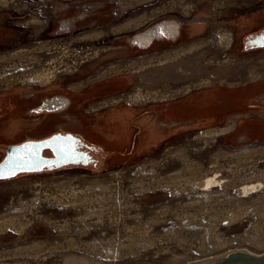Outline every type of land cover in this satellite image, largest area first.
<instances>
[{"label":"rangeland","instance_id":"1","mask_svg":"<svg viewBox=\"0 0 264 264\" xmlns=\"http://www.w3.org/2000/svg\"><path fill=\"white\" fill-rule=\"evenodd\" d=\"M69 1L0 0V159L7 145L70 130L105 105L131 125L141 123L130 120L137 107L181 98L189 106L153 119L160 134L152 152L110 165L104 158L98 171L44 169L0 180V264H190L232 249L264 250V136L239 129L245 115L264 117V106L212 107L216 97L231 101L235 88L264 84V55H240L232 30L235 7L264 0H115L129 7L120 17L105 12L113 0H75L99 6L60 14ZM167 11L203 14L200 33L181 26L186 41L159 51L132 41ZM66 16L75 18L72 28L55 33ZM144 16L126 31L113 27ZM53 96L74 104L36 108ZM205 178L210 186H198Z\"/></svg>","mask_w":264,"mask_h":264},{"label":"flooded vegetation","instance_id":"2","mask_svg":"<svg viewBox=\"0 0 264 264\" xmlns=\"http://www.w3.org/2000/svg\"><path fill=\"white\" fill-rule=\"evenodd\" d=\"M64 4L65 6H63L62 4L58 6V8L62 11L60 14H64V15H69L68 13L79 15L81 11L84 13H90L92 11L89 10V8H94V7L99 6L97 5L96 2H86V3L82 2L81 3V2H76L75 0H73L72 2L70 1L65 2ZM55 8H57V6ZM106 8L107 10H105V12H108L111 14L113 13L117 15L118 17L119 15L121 16V14L123 15V13H125L129 7L123 2L120 3V1L115 2V0H113L111 1L110 4L106 6ZM167 12L168 13L162 14L163 15L162 18L164 17L166 18L163 19L161 22H158V17H154L156 18L155 19L156 22L154 23L153 26L149 28L155 27L160 23H167L171 21L176 24V30H175L174 35H168V34L163 33L165 35L162 36L160 35L162 34V32L154 34L152 39L149 42V45L143 48H149V46L152 44V47H155L154 51H159L161 50L160 45H163L166 42L169 43V46H174V45L183 43L186 40H182V38H184L182 36L184 35H183V29L181 26L187 25V28L184 30L188 31V33L190 34L195 33V36L200 33L201 31L200 24L198 23L197 25L195 23L197 19L199 20L204 19L203 14H200V13L175 14L172 11H167ZM234 12L235 14L233 15V17L237 21L235 24V27L232 28V30L235 32V35H236L235 42H234V48L241 49V51L239 52L240 55H243L246 53L249 54L251 52H253L254 54L258 53L259 55H264L261 53V51L262 52L264 51V2H262L261 4H257V5H251L249 7L248 6L247 7L246 6L235 7L232 13ZM84 13H80V14L83 15ZM69 18L70 17L63 18V19L60 18L62 20H57L58 19L57 18L56 23H55L54 32L59 34V33H63L66 30H69L70 28H72L73 24L75 23V18L73 19L72 18L69 19ZM126 24L127 23L123 21L122 23H119L118 25H114L113 27L117 28V27L124 26ZM131 26H129V28L125 30H119V31H126L130 28L136 27L133 25ZM147 29H145L142 32L134 34L132 36V41L135 35L143 33ZM15 32H17L18 34H23V32L19 30H16ZM23 35L25 37V35L27 34H23ZM262 83L264 82H261L260 84ZM251 87L252 86H246L245 88H241V89L235 88L231 92L228 91L232 95V98H230L231 101L229 102H227L225 97H216V101L212 106V107H215L213 108V111L217 113H222V112L227 111L229 108H233V106L234 107L239 106L242 103H243L242 105H244L242 108H246V107H260L261 108L263 107L264 106V84L263 86H258L255 88H251ZM258 92H261V93L257 96L256 99H253L252 96ZM60 97L62 96H53L51 98L56 99ZM52 99H49V100H52ZM61 102H62L61 109H57V112L63 109L72 108L74 104V102L70 101L69 99L66 101L62 100ZM44 103L45 102L42 101L40 104L36 106V108L43 107ZM118 104L122 105L123 103H118ZM165 105L167 108L165 107ZM51 106L55 107V104ZM188 106H189V102H187L185 98H181V99L173 100L172 103L169 101L168 102L166 101L165 103H162V104H159L158 102H156L155 104L151 103L150 106L144 105L141 107H137V110H138L137 113L135 110H133V113L134 111L135 113L132 117H130V120H134V116H135L138 119L140 118L142 124L140 123L139 125V123H136L135 125H131L129 123H126L125 120H120V118H115L114 116H110L112 114L111 113L112 110L111 108H108L105 105V107L103 108L95 109V111L94 110L92 111V112H95L94 113L96 114L95 117L84 114L83 117L80 116V118H77L76 122L73 121L71 123L70 130H56L54 132L45 133L46 131L44 130V126L43 127L38 126L37 129H39L40 132L42 133L45 131L44 134L37 136V137H29V138L30 139H41V138H44L46 136H49L57 132L59 133L70 132L73 136L79 138L78 146L76 147V149L79 151L86 152L90 156L89 162L86 165H82L81 163L66 164L64 166L54 167L53 169L75 167V168H83L86 170L98 171L101 168H103L102 163H103L104 158H106V162H108V164L110 165V162L115 161L117 158L123 159L127 157H133L136 151L143 152V151L150 150V152H152V150L149 148L156 145L157 135L158 133L160 134L159 128L156 127V124H153V119L155 117L164 118V116L166 117V115L170 117H175L180 114V113L179 114L176 113V108L179 107L184 112L186 111V108ZM130 109H133V108L131 107ZM237 114L245 115V112H237ZM259 117L260 118L253 117V115H245L244 118L246 120H244L243 124L241 125L239 129L247 130L249 132L248 135L251 138L263 137L264 136V117L261 115H259ZM107 127H109V129L112 130V133L110 134L111 137H106V135L103 133V131H105ZM28 134H26L25 136H27ZM166 139L168 138L166 137ZM102 140L110 141L111 143L116 142L118 144L108 147L104 143H102ZM22 141L24 140H20L15 143H20ZM94 141H97V142H94ZM99 141H101V143H98ZM143 142H146V143H143ZM142 143L144 146H142ZM138 147L141 149L137 150ZM5 152H6V149H5ZM42 154L45 156H52V153L49 150H44Z\"/></svg>","mask_w":264,"mask_h":264},{"label":"water","instance_id":"3","mask_svg":"<svg viewBox=\"0 0 264 264\" xmlns=\"http://www.w3.org/2000/svg\"><path fill=\"white\" fill-rule=\"evenodd\" d=\"M55 100V99H53ZM60 106L59 104H55ZM49 103H44L45 109H54ZM40 109V108H39ZM79 138L70 132L53 133L41 139H29L17 144L6 146L4 157L0 160V180L12 179L20 173L39 172L44 169L66 164L86 165L90 156L76 149ZM44 150H49L52 156L43 155ZM257 262V263H254ZM264 264V253L251 254L246 250H229L201 264Z\"/></svg>","mask_w":264,"mask_h":264},{"label":"bare ground","instance_id":"4","mask_svg":"<svg viewBox=\"0 0 264 264\" xmlns=\"http://www.w3.org/2000/svg\"><path fill=\"white\" fill-rule=\"evenodd\" d=\"M217 4V3H216ZM190 5V4H188ZM190 7V6H189ZM156 11V10H155ZM146 17L147 16H144V17H140L134 21H132L131 23H127L126 25L124 26H121V27H117L115 28V30L119 31V30H125L127 28H129V26L131 25H134V26H137L138 24L142 23L144 20H146ZM132 27V26H131ZM175 30H176V24L174 22H167V23H160L158 24L157 26L155 27H152V28H149L147 29L145 32L143 33H140V34H137L133 37V41L136 42L137 44L141 45L142 47H147L149 45V42L150 40L152 39L153 35L154 34H157L159 32H162V33H165V34H168V35H174L175 33ZM164 34V35H165ZM194 46V45H193ZM192 47V46H191ZM183 49V48H182ZM182 51V50H181ZM113 68V67H112ZM111 68V69H112ZM103 73H101L100 76H102ZM46 84V83H45ZM135 96V95H134ZM139 97V96H137ZM66 101V99H64V97H60V98H56L55 100H48L47 103H49L50 105H53V104H61L62 102L61 101ZM229 128V126H228ZM21 174V173H20ZM17 176V175H16ZM213 182V179L212 178H205V179H202L200 181H197V185L198 186H201V187H209L210 184ZM242 191V190H240ZM233 250V249H232ZM234 250H239V249H234ZM248 252H250L251 254H262L264 253V250L262 251H259V252H251L250 250H246ZM225 253V252H224ZM222 253H220L221 255ZM215 257H217L215 255ZM213 257V258H215ZM206 258V257H205ZM209 258V257H208ZM213 258H209V259H202V260H199V261H196V262H193V263H190V264H201V263H209L210 260L213 261ZM254 263H257V262H254ZM263 264V263H262Z\"/></svg>","mask_w":264,"mask_h":264},{"label":"crops","instance_id":"5","mask_svg":"<svg viewBox=\"0 0 264 264\" xmlns=\"http://www.w3.org/2000/svg\"><path fill=\"white\" fill-rule=\"evenodd\" d=\"M60 4H61V3H60ZM62 5L65 6V4H62ZM56 6H57V2H56ZM56 6H55V7H56Z\"/></svg>","mask_w":264,"mask_h":264}]
</instances>
